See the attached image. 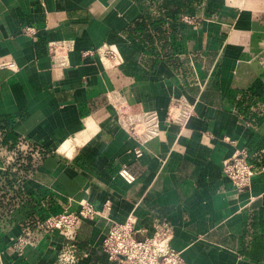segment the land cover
<instances>
[{"label":"crops","instance_id":"1","mask_svg":"<svg viewBox=\"0 0 264 264\" xmlns=\"http://www.w3.org/2000/svg\"><path fill=\"white\" fill-rule=\"evenodd\" d=\"M61 39L73 47L56 67L47 46ZM104 45L119 58L82 54ZM2 61L15 67L0 68V264H58L69 239L74 264H119L100 244L107 220L127 217L149 230L168 220L184 264H264V171L236 190L222 169L240 150L264 167V0H0ZM113 89L158 114L139 156ZM178 96L193 104L184 125L165 120ZM81 199L110 205L67 234L42 231Z\"/></svg>","mask_w":264,"mask_h":264},{"label":"built area","instance_id":"2","mask_svg":"<svg viewBox=\"0 0 264 264\" xmlns=\"http://www.w3.org/2000/svg\"><path fill=\"white\" fill-rule=\"evenodd\" d=\"M182 21L195 22L190 15H184ZM21 31L33 35L34 26H22ZM73 47L72 40L61 39L48 42V54L54 66H63L67 53ZM99 52L104 57L114 61L119 58L118 50L112 45L84 50L82 54ZM13 61L0 62V68H14ZM108 100L113 106L119 125L130 136L135 138L134 147L136 156L141 155L144 144L160 132L159 117L154 109L136 107L128 104L124 96L116 89L110 90ZM193 112V104L184 96L173 97L166 109L165 120L184 125ZM224 174L231 180L236 190L249 186L252 176L264 171L263 166H257L248 160V152L240 150L222 162ZM118 174L127 182L135 179L125 166L118 169ZM106 200L102 209L97 208L91 201L81 199L76 209L65 207L62 211L50 214L40 222L44 233L58 231L67 234L81 218H95L109 208ZM173 225L166 219H158L153 223L151 230L147 227H136L134 220L127 217L118 222L107 220L106 228L101 239V249L111 260L119 264H184L179 250L172 247ZM29 243L27 234H18L11 238L8 249L16 256L23 254L24 247ZM81 249L73 239L63 242L57 250L58 264H74L80 257Z\"/></svg>","mask_w":264,"mask_h":264}]
</instances>
